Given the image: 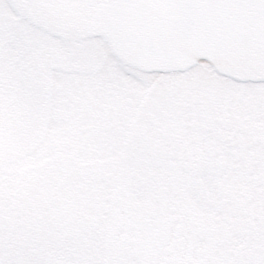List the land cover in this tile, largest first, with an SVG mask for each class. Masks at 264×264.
<instances>
[{"label":"trees","instance_id":"trees-1","mask_svg":"<svg viewBox=\"0 0 264 264\" xmlns=\"http://www.w3.org/2000/svg\"><path fill=\"white\" fill-rule=\"evenodd\" d=\"M20 15L0 0V264H95L101 222L112 264H264V84L142 75L101 38L72 65Z\"/></svg>","mask_w":264,"mask_h":264},{"label":"water","instance_id":"water-1","mask_svg":"<svg viewBox=\"0 0 264 264\" xmlns=\"http://www.w3.org/2000/svg\"><path fill=\"white\" fill-rule=\"evenodd\" d=\"M110 55L142 74L185 73L264 84V0H84Z\"/></svg>","mask_w":264,"mask_h":264},{"label":"rangeland","instance_id":"rangeland-1","mask_svg":"<svg viewBox=\"0 0 264 264\" xmlns=\"http://www.w3.org/2000/svg\"><path fill=\"white\" fill-rule=\"evenodd\" d=\"M11 2L16 8L19 15L20 13L24 14L20 16H25L28 22H33L34 25L39 26L41 29L47 32L43 35H45V37L49 39L52 45L55 44L61 47L65 51V53L68 54L67 57L69 61L73 63L72 65H75L74 63L78 65L83 63L82 56H80L77 52L82 49V46L85 47L88 44L93 45L95 43L102 42L101 37L93 34L89 30L88 21L90 12H86L82 0H11ZM76 45L80 47L77 48ZM102 46L103 48L105 47V50L107 49V42L105 40ZM34 54H37V58H34V60L37 59V62H39L38 59H41V61L39 62L38 73L40 75H44V73H46V68L43 67V64L45 62L46 64L47 62H49V64H53L55 53L49 52L48 54H46L45 50L41 49ZM34 57L36 56L34 55ZM198 68L199 70H204L209 68V66L204 62H199L194 67V69L198 71ZM20 166L21 164L18 165L16 160L15 163L12 164L11 168L6 169V178H18L21 174V171H23V168H19ZM2 168L5 169V167ZM9 173L15 175L12 176V174ZM4 179L5 178H2V180ZM106 216L107 214H104L102 217L105 218ZM178 221L179 218H177V222H175L174 225L182 224L178 223ZM95 230L96 235L99 236V243L96 248V250L99 251L97 255V263L95 262V264H112L110 258H108L107 260V223H97V225H95ZM130 235L132 241L135 238V235L134 233ZM180 237L182 236L180 235L178 238V236H173V233H171L169 237L170 243H180L177 242L179 241Z\"/></svg>","mask_w":264,"mask_h":264},{"label":"flooded vegetation","instance_id":"flooded-vegetation-1","mask_svg":"<svg viewBox=\"0 0 264 264\" xmlns=\"http://www.w3.org/2000/svg\"><path fill=\"white\" fill-rule=\"evenodd\" d=\"M96 3L97 4H100V3H104V4H107V2L106 1H100V0H96ZM86 12H88L87 10H86ZM88 14V13H87ZM176 219V218H175ZM171 223V226H170V228H169V231H171V230H173V228H174V224H175V220H172V222H170ZM177 232H179V231H177ZM182 232H183V230H182ZM167 241V240H166ZM173 248V247H172ZM190 256V255H189ZM191 258H192V256H190ZM157 258H158V256H157ZM206 255H204V254H198V257H196L195 258V260L194 261H196L197 263L196 264H207V260H206ZM157 263V262H156ZM155 263V264H156Z\"/></svg>","mask_w":264,"mask_h":264}]
</instances>
